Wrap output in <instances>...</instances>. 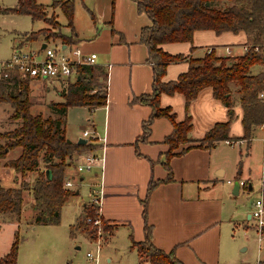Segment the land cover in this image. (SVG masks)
I'll return each instance as SVG.
<instances>
[{
    "label": "crops",
    "instance_id": "obj_1",
    "mask_svg": "<svg viewBox=\"0 0 264 264\" xmlns=\"http://www.w3.org/2000/svg\"><path fill=\"white\" fill-rule=\"evenodd\" d=\"M96 8H101L104 22L108 25L115 23V27L97 32V27L92 26L95 36L90 41L79 43V46L84 51L95 52L96 64L107 69L106 102L92 108L81 105L91 113V118L86 121L92 126L90 130L95 136L89 140L81 133L69 140L76 142L81 137L95 145L88 151L99 158L92 167L94 171L87 176L78 175V179L97 189L101 184L99 214L112 226L108 236L113 237L118 230H125L126 250L134 253L133 259L131 256L133 264H161L150 261L138 263L137 252L131 246L133 241L143 239L145 223L151 225L153 244L164 251L173 250L182 264H241L243 258L232 231L244 215L253 220L249 211L253 204L240 197L243 186L238 184L237 192H233L234 182L245 180L241 178L240 169L234 166L235 154L231 149L234 146L225 144L223 140L211 146L198 145L197 141L216 122L229 119L227 107L213 97L210 87L202 88L188 106L191 118L188 136L195 140L187 144L190 147L182 153L178 151L186 144L173 149L168 158L165 156L168 144L163 138L172 127L167 118L155 117L147 138L137 139L141 133V121L148 117L150 106L131 103L130 99L151 90L152 66L146 59V46L138 41L140 28L150 21L149 18L138 17L132 0H97ZM124 17L127 23L131 20L130 25L122 24ZM92 19L95 20L94 17ZM75 35L76 32L70 43L78 44L80 39ZM49 40L65 44L60 38H42L35 45ZM245 40L243 31L216 33L212 29H199L193 32L191 41L167 42L161 47L168 53L184 56L201 57L209 47L215 55L236 56L243 53L241 45ZM224 46L230 47L229 54L224 51ZM187 66V60L169 63L163 80H174ZM263 69L260 64L257 70L250 68V72L257 73ZM73 79L29 78L28 84L45 83L54 88ZM232 98L234 104L228 138L239 140L235 143L238 146L247 145L250 138H241L244 131L238 94L232 92ZM159 105L169 107L177 121L185 117L182 93L162 92ZM257 127H262V123ZM82 154L76 155L75 160ZM70 178L74 183L72 176ZM151 180L156 183L150 187ZM251 188L252 185L248 189ZM74 193H78V189Z\"/></svg>",
    "mask_w": 264,
    "mask_h": 264
},
{
    "label": "trees",
    "instance_id": "obj_2",
    "mask_svg": "<svg viewBox=\"0 0 264 264\" xmlns=\"http://www.w3.org/2000/svg\"><path fill=\"white\" fill-rule=\"evenodd\" d=\"M132 1L135 2L137 12L145 13L150 21L148 25L140 28L138 41L146 46V59L152 66L150 92L135 95L130 99L131 103L150 106L148 117L141 121V133L137 139L147 138L150 124L155 117L167 118L172 127L163 138L168 144L165 152L168 158L179 143H184L190 138L189 103L202 88L210 87L213 97L227 107L229 119L216 122L197 140L198 145L211 146L228 139L234 104L232 92L238 94V103L242 107L241 123L244 133L241 138L248 140L252 128L264 122V103L257 96L258 92L264 89V69L257 73L250 72L251 66L256 63L264 66V56L261 53L264 46V0ZM51 5L59 6L67 18V25L72 26V0H53ZM8 9L28 14L32 20L42 19L47 24L61 26L54 17L46 15L45 5L36 0H16L15 6ZM199 29H212L216 33L243 31L245 42L251 46H259V51L249 49L241 55L218 56L211 49L201 57H193L180 53L171 54L161 47V44L167 42L191 41L193 32ZM56 37L68 44L72 42L73 34L59 32ZM181 60H187V69L179 73L174 80L164 81L166 66ZM106 80V67L96 63L79 66L74 79L66 83L67 93L61 95L62 100L50 104L54 116L43 117L40 113L32 114L29 110L27 77L12 70L7 76L0 78V101L10 105L12 112L9 118L17 121L13 128L0 132V159L5 157L7 151L20 149L15 157L6 159L3 163L14 170L18 185L4 187L0 184V214L8 215L10 220L19 221L23 191L28 190L32 195L30 207L33 210L30 222L47 225L59 223L61 206L75 192L63 186L65 167L71 164L74 155L95 148L90 142L77 143L67 140L66 111L70 105H85L90 108L104 105L107 96ZM233 86L235 89H232ZM162 92L183 94L186 113L182 120H175V115L170 112L169 107L159 105ZM189 147H182L178 153ZM40 162L43 163V168L31 183L26 182V174L37 169ZM165 165L167 166V162ZM46 170L50 171L49 175ZM155 183V180H151L149 186ZM261 191L264 194V177L261 178ZM90 213L86 210V205H83L82 215L79 213L76 222L70 225V235L74 234L75 230H83L89 235L94 233L95 227L85 222ZM103 226L109 234L112 226L105 222ZM143 229V239L131 244L139 257L138 263L150 261L182 264L173 250L164 251L153 244L151 225L145 223ZM19 240L17 232H14L9 250L0 257V264H16Z\"/></svg>",
    "mask_w": 264,
    "mask_h": 264
},
{
    "label": "rangeland",
    "instance_id": "obj_3",
    "mask_svg": "<svg viewBox=\"0 0 264 264\" xmlns=\"http://www.w3.org/2000/svg\"><path fill=\"white\" fill-rule=\"evenodd\" d=\"M36 1L45 4L46 15L51 18L54 17V19L56 17L61 26L47 24L42 19L32 20L28 14L9 10L8 8L15 6L16 0H0V60L10 56L19 40H26L29 45L37 46L35 45L37 40L42 38L58 39L56 34L59 32L73 35L76 32L75 37L80 39V42L76 44L79 45V43L90 41L95 36L96 32L93 31L92 26L97 27V32L115 27V23L108 25L104 22L101 8L100 10L96 8L97 0H72V26L67 25V18L59 6L51 7L50 4L53 0ZM136 13L139 15L138 17L148 19L145 13ZM130 22L131 20L127 23L125 17L122 20L124 26L130 25ZM57 43L58 41L49 40V44L56 48ZM259 66L260 64L256 63L251 66V69L257 70ZM233 89H235L234 86ZM64 93H67L66 85L53 88L45 83L33 82L28 84L30 112L32 114L40 113L43 117H53L54 113L50 104L58 98L61 99V95ZM11 112L10 105L0 101V132L16 126L17 121L9 118ZM87 118H91V113L87 107L81 105L68 106L65 115V135L68 139L79 137L85 128L91 129L92 126L87 123ZM93 135L90 133L86 138L90 140ZM249 138L247 145L245 143L240 146L235 144L231 149L235 154L233 157L235 168H239L241 178L252 185L251 189H248L247 186L241 187L240 197L245 198L247 203L253 204L261 194V178L264 171V128L256 126ZM194 140L190 137L186 142L179 143L177 147L181 144L187 145ZM19 151V148L9 150L5 157L0 159V184L4 187L18 185L14 170L3 163L6 159L15 157ZM75 158L76 155H74L71 164L65 167L64 177L70 178L72 176L77 186L73 184L74 186L71 188L74 191L78 189V193L71 194L61 206L59 223L54 225L31 223L30 220L33 216V210L30 207L32 195L30 191L24 190L19 221L12 220V222L7 223L6 220L9 219V216L0 214V255L7 251L14 238L13 233L16 231L20 239L16 264H133L134 253L126 250L128 240L125 230L120 229L113 237L108 236V231L103 226V222L106 223V221L102 218H100L98 226L85 219V222L95 227L92 235L83 230H75L74 234L70 235V225L76 222L79 213L82 215V205H86V210L92 213L89 214L92 218L99 213V207L89 201L88 193L93 186H86L85 181L78 179V175L87 176L94 170L92 168L81 172H78L76 168L73 170L74 163L76 166L83 161L82 156L76 160ZM42 168L43 163L40 162L37 169L26 174L24 180L31 183ZM252 208L250 205V212ZM245 223H248V226L244 227ZM232 234L236 240L235 245L243 258L241 264H264V233L260 241L254 220H249L246 215L239 218V222L234 225ZM96 243H100L97 262L94 261V258H89L86 255L88 251L96 253Z\"/></svg>",
    "mask_w": 264,
    "mask_h": 264
},
{
    "label": "built area",
    "instance_id": "obj_4",
    "mask_svg": "<svg viewBox=\"0 0 264 264\" xmlns=\"http://www.w3.org/2000/svg\"><path fill=\"white\" fill-rule=\"evenodd\" d=\"M57 48L54 45H50L49 42H45V46L41 47V44L37 46L29 45L26 40L20 41L12 50L10 56L6 59L0 60V78L7 76L8 72L16 70L21 76L27 77L28 79L36 80H48V79H69L75 77L79 66L92 65L96 63V53L84 51L79 45L75 43H57ZM242 51L246 52L249 49L253 51H259V46L249 45L243 43L241 45ZM211 48H207L210 51ZM224 51L229 54L231 52L229 46H224ZM264 56V46L261 50ZM258 98L264 103V89L260 90L257 94ZM264 128V122L262 123ZM92 131L84 129L82 136H88ZM223 142L229 146H233L238 143L236 139H224ZM83 161L78 163L75 168L78 172L90 170L95 160L99 159L96 155L85 152L82 154ZM101 160V158H100ZM264 177V171L262 173ZM73 181L69 177H64L63 186L70 188L73 186ZM238 184L246 187L247 182L245 180H238ZM101 184L99 188L92 187L89 190L88 196L89 201L96 204L98 207L101 201ZM97 213L94 218L89 215L86 217L88 222H93L94 225L100 223V214ZM250 217L256 223V231L259 233L258 239L261 240V236L264 233V194H261L255 199L253 203ZM100 250V243H96V253L87 252L86 255L89 258H94L97 262Z\"/></svg>",
    "mask_w": 264,
    "mask_h": 264
},
{
    "label": "water",
    "instance_id": "obj_5",
    "mask_svg": "<svg viewBox=\"0 0 264 264\" xmlns=\"http://www.w3.org/2000/svg\"><path fill=\"white\" fill-rule=\"evenodd\" d=\"M45 46V42H43L42 44H41V47H44ZM67 140H69L68 138H67ZM77 143H84L85 142V138H78V140L76 141ZM46 172H47V174L49 175L50 174V171L49 170H46ZM233 187H234V193H236L237 192V188H238V181H235L234 182V184H233ZM251 187V185L249 184L248 185V188H250ZM77 192V191H76Z\"/></svg>",
    "mask_w": 264,
    "mask_h": 264
}]
</instances>
